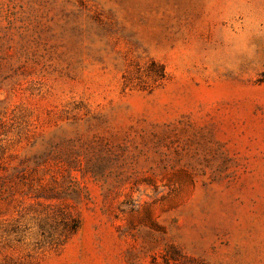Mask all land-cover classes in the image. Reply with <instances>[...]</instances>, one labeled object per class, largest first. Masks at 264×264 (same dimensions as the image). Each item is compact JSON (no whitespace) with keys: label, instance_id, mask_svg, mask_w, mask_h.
Returning a JSON list of instances; mask_svg holds the SVG:
<instances>
[{"label":"rangeland","instance_id":"rangeland-1","mask_svg":"<svg viewBox=\"0 0 264 264\" xmlns=\"http://www.w3.org/2000/svg\"><path fill=\"white\" fill-rule=\"evenodd\" d=\"M0 264H264V0H0Z\"/></svg>","mask_w":264,"mask_h":264},{"label":"trees","instance_id":"trees-1","mask_svg":"<svg viewBox=\"0 0 264 264\" xmlns=\"http://www.w3.org/2000/svg\"><path fill=\"white\" fill-rule=\"evenodd\" d=\"M76 229H77V226L75 225L72 230L75 231Z\"/></svg>","mask_w":264,"mask_h":264}]
</instances>
